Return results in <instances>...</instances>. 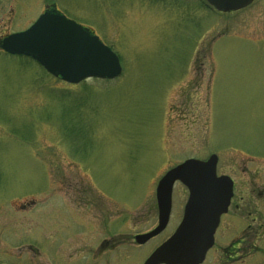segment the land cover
<instances>
[{
    "label": "rangeland",
    "instance_id": "1",
    "mask_svg": "<svg viewBox=\"0 0 264 264\" xmlns=\"http://www.w3.org/2000/svg\"><path fill=\"white\" fill-rule=\"evenodd\" d=\"M45 2L90 26L122 71L67 83L0 51L2 254L24 256L34 234L56 249L83 209L74 192L107 193L114 213L146 212L137 204L190 157L216 153L217 173L264 177V0L229 12L203 0H0V37ZM38 258L15 264H56Z\"/></svg>",
    "mask_w": 264,
    "mask_h": 264
},
{
    "label": "flooded vegetation",
    "instance_id": "2",
    "mask_svg": "<svg viewBox=\"0 0 264 264\" xmlns=\"http://www.w3.org/2000/svg\"><path fill=\"white\" fill-rule=\"evenodd\" d=\"M45 11L59 12L94 33L90 26L69 14L73 11L59 8L51 2L43 5L42 10L31 23L21 29L4 33L0 39L12 32L26 29ZM0 51L6 53L1 48ZM35 63L48 73L41 64L36 61ZM55 78L62 80L59 76ZM220 174L224 173H218ZM230 179L232 189L228 206L218 218L212 234V242L202 259L194 263L173 264H264V177L242 174L241 177L230 176ZM175 184H180L183 188L176 200L172 189L170 209L165 224L143 240L138 239L137 236L151 232L159 225L156 189L153 197L150 195L146 201L137 204L139 207L149 203L146 205L148 206L145 208L146 212L129 214L114 213L110 204L111 197L107 193L95 195L91 191H84L81 192L83 195H76L74 192L71 197L82 200L83 209L74 213L76 218L72 223L75 226L71 231L61 228L63 236L57 243L56 249L51 247L50 250L49 244L46 246L41 237L35 234L32 237L28 235L26 243L20 245V248L26 251L24 256L13 254L10 249H5V253L2 254L1 248L0 262L33 263L39 259L38 255L41 257L39 261L44 262L43 260H48L52 254L56 257V264H172L165 261L152 262L149 258L155 249L172 235L182 220L189 191L181 182L175 181ZM63 196L58 194L57 198L63 201ZM42 199L47 202V196ZM62 201H58V205L62 206ZM32 204L34 201L30 200L29 203L20 204L19 207L25 208ZM45 231L44 240L48 241L49 233L47 229ZM67 239L69 240L65 243ZM57 249V253L53 254Z\"/></svg>",
    "mask_w": 264,
    "mask_h": 264
},
{
    "label": "water",
    "instance_id": "3",
    "mask_svg": "<svg viewBox=\"0 0 264 264\" xmlns=\"http://www.w3.org/2000/svg\"><path fill=\"white\" fill-rule=\"evenodd\" d=\"M253 0H207L223 12L241 9ZM0 47L10 54L34 58L55 76L71 83L86 77L113 78L121 73L117 54L87 28L59 12L45 11L26 29L0 39ZM217 155L206 159L187 158L169 168L159 179L156 197L159 225L140 234L145 239L163 227L170 209V196L176 180L189 191L180 224L161 243L149 260L168 263H194L202 259L212 242L218 218L229 203L231 179L217 175Z\"/></svg>",
    "mask_w": 264,
    "mask_h": 264
}]
</instances>
